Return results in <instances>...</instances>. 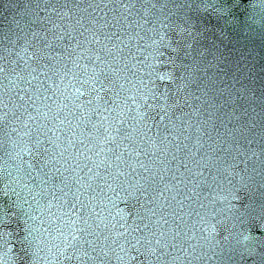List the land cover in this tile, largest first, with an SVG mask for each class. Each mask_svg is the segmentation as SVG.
<instances>
[{
	"label": "snow or ice",
	"instance_id": "6c2138e0",
	"mask_svg": "<svg viewBox=\"0 0 264 264\" xmlns=\"http://www.w3.org/2000/svg\"><path fill=\"white\" fill-rule=\"evenodd\" d=\"M256 25L264 43V0L6 3L0 264L219 260L200 193L264 157V64L225 43ZM238 255L264 264V236Z\"/></svg>",
	"mask_w": 264,
	"mask_h": 264
},
{
	"label": "water",
	"instance_id": "95a60500",
	"mask_svg": "<svg viewBox=\"0 0 264 264\" xmlns=\"http://www.w3.org/2000/svg\"><path fill=\"white\" fill-rule=\"evenodd\" d=\"M10 2L12 0H0V16L4 15V5ZM243 19L244 17L240 16V20L243 21ZM212 23H216L215 19ZM231 27L230 25L229 28ZM255 28L256 31L253 33L241 30H226L227 39L225 43L229 47L234 44L237 47L246 46V50L252 52L257 70H259V65L264 64V43H262L259 25H256ZM237 41H239L238 44H236ZM251 147L253 151L259 152L261 145L257 141ZM262 159L264 157L250 158L246 169L244 164H239L237 170L240 175L228 177L232 181L231 184L227 180L219 184L212 183L211 188H206L204 192L200 193L201 202L206 205V208L201 210V215L204 216L205 222L209 226V229L202 233L203 237L207 238L206 241H201L204 249L207 250L205 259L212 257L213 252L219 257V260L212 258L209 264H223L224 262L228 264L227 257L233 251L237 253L234 260L239 262L238 254L246 248L255 246L256 230L246 224L253 222L255 228L259 227L258 221L264 217V165L261 164ZM199 191L197 189V192ZM108 195L111 196L112 193H108ZM192 199L196 200V196L194 195ZM116 207L124 208V203L119 202ZM112 211L115 212L116 209L113 208ZM213 226L214 231L212 230ZM200 227H203V225ZM239 227L241 228L237 230L235 236L229 234ZM242 228L243 234L241 236ZM225 237H227L226 240ZM245 237H249V239H245ZM3 242V239L0 240L1 250H3V255L6 256L8 247ZM197 251H200L199 247ZM257 251H260V249H257ZM49 260H51V257H49ZM40 264H44L42 257ZM247 264H253V260L249 259Z\"/></svg>",
	"mask_w": 264,
	"mask_h": 264
}]
</instances>
